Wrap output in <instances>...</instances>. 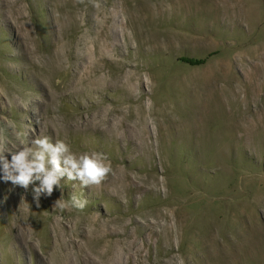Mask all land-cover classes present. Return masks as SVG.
Instances as JSON below:
<instances>
[{"label": "rangeland", "instance_id": "374dc122", "mask_svg": "<svg viewBox=\"0 0 264 264\" xmlns=\"http://www.w3.org/2000/svg\"><path fill=\"white\" fill-rule=\"evenodd\" d=\"M40 137L112 170L0 182V264H264L263 0H0V141Z\"/></svg>", "mask_w": 264, "mask_h": 264}, {"label": "clouds", "instance_id": "9594fccd", "mask_svg": "<svg viewBox=\"0 0 264 264\" xmlns=\"http://www.w3.org/2000/svg\"><path fill=\"white\" fill-rule=\"evenodd\" d=\"M111 170L104 154L73 152L62 140L52 143L48 137L35 138L17 150L0 141V182L23 188L25 192L31 185L32 200L37 206L42 196H51L54 188L60 190L64 179L78 181L81 188L99 186ZM86 203L75 196L69 202L55 201L60 210L83 209Z\"/></svg>", "mask_w": 264, "mask_h": 264}, {"label": "trees", "instance_id": "16d2710c", "mask_svg": "<svg viewBox=\"0 0 264 264\" xmlns=\"http://www.w3.org/2000/svg\"><path fill=\"white\" fill-rule=\"evenodd\" d=\"M181 58V57H180ZM181 60L188 62L192 65H197V64H201L204 62L203 59H196V58H181Z\"/></svg>", "mask_w": 264, "mask_h": 264}, {"label": "bare ground", "instance_id": "6f19581e", "mask_svg": "<svg viewBox=\"0 0 264 264\" xmlns=\"http://www.w3.org/2000/svg\"><path fill=\"white\" fill-rule=\"evenodd\" d=\"M164 225H165V224H164ZM164 227H165V228H164ZM164 227H163V228H164V229H166L167 225H166V226H164ZM104 252H105V251H104Z\"/></svg>", "mask_w": 264, "mask_h": 264}, {"label": "crops", "instance_id": "0c3cea01", "mask_svg": "<svg viewBox=\"0 0 264 264\" xmlns=\"http://www.w3.org/2000/svg\"><path fill=\"white\" fill-rule=\"evenodd\" d=\"M263 3H264V0H263Z\"/></svg>", "mask_w": 264, "mask_h": 264}]
</instances>
